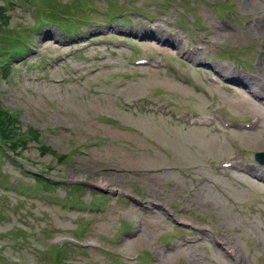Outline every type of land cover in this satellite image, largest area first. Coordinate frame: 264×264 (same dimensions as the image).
<instances>
[{"label": "rangeland", "instance_id": "rangeland-1", "mask_svg": "<svg viewBox=\"0 0 264 264\" xmlns=\"http://www.w3.org/2000/svg\"><path fill=\"white\" fill-rule=\"evenodd\" d=\"M51 1L55 7L77 2ZM86 1L93 19L70 38L56 28L33 34V7L9 13V26L0 28L33 35L26 45L38 54L12 60L14 69L0 79V102L19 114L24 130L40 131L15 162L0 153V264H151L152 257L158 264H264V167L254 159L264 152V0H230L231 14L216 10L227 0ZM111 1L134 9L125 14L130 19L98 18ZM148 22L156 24L142 31ZM85 35L132 38L136 52H107L101 41H89L93 48L78 57L47 64ZM202 41L208 42L205 52L179 60ZM98 54L107 57L97 61ZM143 56L167 58L173 71L134 67L132 59ZM203 64L222 84L206 80ZM240 64L252 69H246L247 89L231 83ZM181 74L191 82H182ZM59 78L65 79L61 85L53 82ZM138 99L175 113L213 120L223 111L229 121L258 117L260 123L221 133L217 123L189 128L173 115L127 107ZM239 157L249 163L248 174L219 168ZM40 171H49L55 188L36 185L33 175ZM194 180L202 186L195 189ZM141 199L157 204L156 211L144 212ZM167 210L190 226L177 227ZM124 223L131 228L125 237ZM208 226L213 233L199 244L185 245L179 237ZM169 242L180 247L169 250Z\"/></svg>", "mask_w": 264, "mask_h": 264}, {"label": "trees", "instance_id": "trees-1", "mask_svg": "<svg viewBox=\"0 0 264 264\" xmlns=\"http://www.w3.org/2000/svg\"><path fill=\"white\" fill-rule=\"evenodd\" d=\"M18 1L34 6L45 22L66 28L70 31L77 30L78 25L77 23L75 24L74 22L66 20H72L73 18L81 19L80 17L87 18V16H82L85 14L84 12L86 11V6L88 5V2L85 0H76L78 4L73 1L67 4L58 5L57 7L53 6L54 2L51 0H0V28H7L9 26L12 19V15L9 13L17 8L15 2ZM35 1L39 4H36ZM49 7H52L53 9ZM0 34L3 36V39L0 38V70H4L3 72L6 74L10 71L9 66L5 65L7 60L1 62L4 55L7 54L8 48L6 47V42L7 44L12 43L11 40L18 37V35L13 36L1 33V31ZM28 135H31L34 140H37L40 137L38 131L34 129H30L28 131L22 130V128L18 125L17 119L0 104V137L3 139L8 149H11L17 154H22V151L29 145L26 142ZM42 151L45 150L42 149ZM44 182L46 185H50L49 182L45 180Z\"/></svg>", "mask_w": 264, "mask_h": 264}, {"label": "water", "instance_id": "water-1", "mask_svg": "<svg viewBox=\"0 0 264 264\" xmlns=\"http://www.w3.org/2000/svg\"><path fill=\"white\" fill-rule=\"evenodd\" d=\"M256 159L261 165H264V153L256 154Z\"/></svg>", "mask_w": 264, "mask_h": 264}]
</instances>
